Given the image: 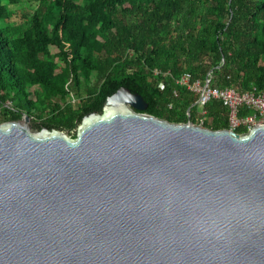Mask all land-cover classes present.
Returning <instances> with one entry per match:
<instances>
[{
  "label": "water",
  "instance_id": "1",
  "mask_svg": "<svg viewBox=\"0 0 264 264\" xmlns=\"http://www.w3.org/2000/svg\"><path fill=\"white\" fill-rule=\"evenodd\" d=\"M148 105L121 86L75 135L0 122V264H264V123Z\"/></svg>",
  "mask_w": 264,
  "mask_h": 264
},
{
  "label": "trees",
  "instance_id": "2",
  "mask_svg": "<svg viewBox=\"0 0 264 264\" xmlns=\"http://www.w3.org/2000/svg\"><path fill=\"white\" fill-rule=\"evenodd\" d=\"M21 1L0 0V122L26 112L36 127L75 135L86 113L126 86L148 102L145 112L227 128L222 100L208 101L203 118L198 94L177 79L212 72L222 87L264 89V0H36L13 17L8 3ZM75 92L77 107L67 100Z\"/></svg>",
  "mask_w": 264,
  "mask_h": 264
},
{
  "label": "built area",
  "instance_id": "3",
  "mask_svg": "<svg viewBox=\"0 0 264 264\" xmlns=\"http://www.w3.org/2000/svg\"><path fill=\"white\" fill-rule=\"evenodd\" d=\"M154 73L165 76L168 72H163L156 67ZM212 72H209L206 79L194 78L190 72H185L177 79L181 84H185L192 91L198 94L197 101L201 109V114L205 118V104L212 99L222 100L229 109V127L236 129L239 126L250 129L256 124L264 123V89L253 86L251 89L241 90L230 86H219L213 80ZM160 88L165 87V80H159ZM177 94V92H175ZM243 106L250 107L251 112L245 115L240 114ZM1 112V107H0Z\"/></svg>",
  "mask_w": 264,
  "mask_h": 264
},
{
  "label": "rangeland",
  "instance_id": "4",
  "mask_svg": "<svg viewBox=\"0 0 264 264\" xmlns=\"http://www.w3.org/2000/svg\"><path fill=\"white\" fill-rule=\"evenodd\" d=\"M38 2L36 0H24L18 3H8L9 8L14 12L15 17L19 13H31L37 8ZM52 50H57L56 47L52 46ZM97 81V77L92 75L89 84H94ZM81 93H85V89L81 90ZM72 105L78 106L80 101L79 95L75 92L72 96L67 99Z\"/></svg>",
  "mask_w": 264,
  "mask_h": 264
}]
</instances>
